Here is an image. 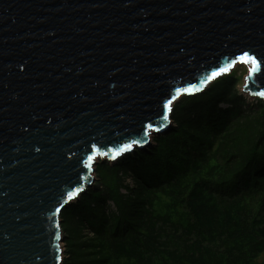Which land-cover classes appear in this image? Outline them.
I'll return each mask as SVG.
<instances>
[{
  "label": "water",
  "instance_id": "water-1",
  "mask_svg": "<svg viewBox=\"0 0 264 264\" xmlns=\"http://www.w3.org/2000/svg\"><path fill=\"white\" fill-rule=\"evenodd\" d=\"M236 64L264 100V0H0V264H62L98 159L147 149Z\"/></svg>",
  "mask_w": 264,
  "mask_h": 264
},
{
  "label": "trees",
  "instance_id": "trees-1",
  "mask_svg": "<svg viewBox=\"0 0 264 264\" xmlns=\"http://www.w3.org/2000/svg\"><path fill=\"white\" fill-rule=\"evenodd\" d=\"M239 82L231 71L175 102L165 146L98 163L61 212L62 264H264V101Z\"/></svg>",
  "mask_w": 264,
  "mask_h": 264
},
{
  "label": "rangeland",
  "instance_id": "rangeland-1",
  "mask_svg": "<svg viewBox=\"0 0 264 264\" xmlns=\"http://www.w3.org/2000/svg\"><path fill=\"white\" fill-rule=\"evenodd\" d=\"M247 64H236L233 68H232V70L231 71H233L237 76H239L240 77V82H239V84H238V88H239V90H240V92L244 95V96H246V99H247V101H249V103H253L254 104V102H255V98L254 97H252V96H250V95H248V94H244L243 92H242V85H243V82H244V76L247 74V71H248V68H247V66H249V65H247ZM264 101V100H263ZM176 125H175V123L173 122V120H172V123H171V125H170V128H174ZM164 135V133L163 134H158V135H152L151 136V139H152V142L149 144V146L147 147V149H144V150H151V148L152 147H155L156 145L158 146L159 144L160 145H162V146H165L166 144H167V139L163 136ZM177 140L179 141V143H181V145L185 148V147H188L187 146V142L184 140V139H182L180 136L177 138ZM137 150H139V149H137ZM140 151V150H139ZM263 152H264V149H263ZM260 153H261V151H260ZM262 156L264 157V153L262 154ZM173 157H174V159L175 160H177V156L174 154L173 155ZM101 161H106L105 159H101V158H99L98 159V161H97V164H96V167H97V165H98V163H100ZM110 165H113L112 163H110V162H108ZM178 164V163H177ZM95 167V170L97 171V168ZM97 174V173H96ZM95 174V172H94V177H95V183H97L98 182V177H97V175ZM156 180V179H155ZM154 180V181H155ZM234 182V181H233ZM233 182H231L230 184H228V187L226 188L227 189V192L228 193H232V192H234L235 191V189L237 188V185L236 184H233ZM122 189H125V188H122ZM121 189V190H122ZM122 192V191H121ZM76 202V200H74V201H72L71 203H75ZM166 202H167V199L166 198H162V200L158 203V205H157V207H158V209L159 210H163V209H165V206H166ZM111 209H112V204H111ZM181 211V210H180ZM64 213H66V212H68L67 210H64L63 211Z\"/></svg>",
  "mask_w": 264,
  "mask_h": 264
},
{
  "label": "built area",
  "instance_id": "built-area-1",
  "mask_svg": "<svg viewBox=\"0 0 264 264\" xmlns=\"http://www.w3.org/2000/svg\"><path fill=\"white\" fill-rule=\"evenodd\" d=\"M124 184L128 185L130 187L133 186V179L130 175L124 177ZM121 191L125 192V189H122ZM83 233L85 235H89V236L92 235V231L88 227L84 228ZM62 235H63V232H62ZM62 247H63V258H64V256H65V254H64V250H65L64 241L62 242Z\"/></svg>",
  "mask_w": 264,
  "mask_h": 264
},
{
  "label": "bare ground",
  "instance_id": "bare-ground-1",
  "mask_svg": "<svg viewBox=\"0 0 264 264\" xmlns=\"http://www.w3.org/2000/svg\"><path fill=\"white\" fill-rule=\"evenodd\" d=\"M151 142H152V139H151ZM114 163V162H113Z\"/></svg>",
  "mask_w": 264,
  "mask_h": 264
}]
</instances>
